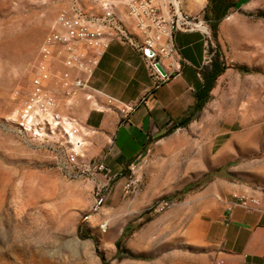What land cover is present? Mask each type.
<instances>
[{
  "label": "rangeland",
  "instance_id": "1",
  "mask_svg": "<svg viewBox=\"0 0 264 264\" xmlns=\"http://www.w3.org/2000/svg\"><path fill=\"white\" fill-rule=\"evenodd\" d=\"M70 1L0 0V264H159L164 254L204 251L186 232L199 214L197 196L208 187H264V7L231 8L215 30L205 16L206 66L218 56L224 69L203 107L136 163L139 181L126 192L127 164L107 178L65 169L57 146L18 133L7 119ZM179 2L205 15L208 0ZM97 179L105 186L95 211Z\"/></svg>",
  "mask_w": 264,
  "mask_h": 264
},
{
  "label": "built area",
  "instance_id": "2",
  "mask_svg": "<svg viewBox=\"0 0 264 264\" xmlns=\"http://www.w3.org/2000/svg\"><path fill=\"white\" fill-rule=\"evenodd\" d=\"M56 21V27L45 34L39 45L25 97L12 108L7 119L18 133L57 146L63 154L65 169L77 167L82 172H98L107 178L108 168L103 159L95 161L86 157L85 124L77 112L80 96L91 101L94 107L99 106L96 96H103L106 104L123 116L133 108L102 94L90 84L109 43L119 40L137 51L156 88L179 73L184 64L175 34L198 30L205 36L207 21L204 12L183 10L179 0L163 3L160 0H90L89 7L80 0H71L58 11ZM199 26L207 30L201 31ZM145 50L151 55L145 54ZM155 63L162 67L164 74ZM136 168V163L128 165L123 183L126 192L132 191L139 181ZM104 186L98 184L95 189V211L103 204ZM233 198L246 209L260 205L259 198L252 193H234Z\"/></svg>",
  "mask_w": 264,
  "mask_h": 264
},
{
  "label": "crops",
  "instance_id": "3",
  "mask_svg": "<svg viewBox=\"0 0 264 264\" xmlns=\"http://www.w3.org/2000/svg\"><path fill=\"white\" fill-rule=\"evenodd\" d=\"M201 4L196 3L195 7ZM262 7L264 0H237L232 8L248 12ZM230 19L235 17L230 15ZM175 43L184 60L182 69L156 88L137 51L119 40L109 43L90 84L102 94L132 105L126 116L108 106L103 96L95 98L98 107L80 96L77 113L85 124L87 152L95 161L103 159L112 176L122 172L125 164L127 171L129 164L138 163L151 146L166 134L179 130L178 123L195 113V91L203 85L200 71L206 66V38L198 30L177 32ZM234 187H208L197 196L199 214L186 232L202 244L204 251L194 256L182 252L164 254L159 264H260L264 261V187ZM246 189L259 198V207L246 209L236 203L233 191Z\"/></svg>",
  "mask_w": 264,
  "mask_h": 264
},
{
  "label": "trees",
  "instance_id": "4",
  "mask_svg": "<svg viewBox=\"0 0 264 264\" xmlns=\"http://www.w3.org/2000/svg\"><path fill=\"white\" fill-rule=\"evenodd\" d=\"M237 0H208V3L205 7V16L212 18V28L215 30L217 23L220 19L232 8L236 6ZM224 66L221 64L219 57L216 56L210 62V65L205 66L201 69L200 74L203 79V85L200 89L195 91V112L200 110L208 99L209 92L213 87V83L216 78L223 71ZM191 116L181 120L178 123V126H184ZM81 231V226L78 225V231Z\"/></svg>",
  "mask_w": 264,
  "mask_h": 264
},
{
  "label": "water",
  "instance_id": "5",
  "mask_svg": "<svg viewBox=\"0 0 264 264\" xmlns=\"http://www.w3.org/2000/svg\"><path fill=\"white\" fill-rule=\"evenodd\" d=\"M145 54L151 55V52L149 50H145ZM155 66H156V68L159 70V72L161 74H164V71H163L162 67L158 63H155Z\"/></svg>",
  "mask_w": 264,
  "mask_h": 264
},
{
  "label": "bare ground",
  "instance_id": "6",
  "mask_svg": "<svg viewBox=\"0 0 264 264\" xmlns=\"http://www.w3.org/2000/svg\"><path fill=\"white\" fill-rule=\"evenodd\" d=\"M198 29H200L201 31H203V30H207L204 26H199Z\"/></svg>",
  "mask_w": 264,
  "mask_h": 264
}]
</instances>
